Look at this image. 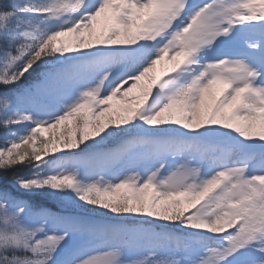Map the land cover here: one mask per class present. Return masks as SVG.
I'll list each match as a JSON object with an SVG mask.
<instances>
[{"label":"snow or ice","instance_id":"1","mask_svg":"<svg viewBox=\"0 0 264 264\" xmlns=\"http://www.w3.org/2000/svg\"><path fill=\"white\" fill-rule=\"evenodd\" d=\"M0 129V264H264V0H0Z\"/></svg>","mask_w":264,"mask_h":264},{"label":"trees","instance_id":"2","mask_svg":"<svg viewBox=\"0 0 264 264\" xmlns=\"http://www.w3.org/2000/svg\"><path fill=\"white\" fill-rule=\"evenodd\" d=\"M32 79V77H28V79L24 80L20 85H18L19 87H23L24 85H27L29 83V81ZM57 135L59 134V129L55 130ZM4 133H3V129H0V136H2ZM45 135H49V133H45ZM37 203H40V204H43L45 205L46 207L52 209V210H55L58 205H57V202L53 199H44V198H41L39 199L38 201H36Z\"/></svg>","mask_w":264,"mask_h":264},{"label":"rangeland","instance_id":"3","mask_svg":"<svg viewBox=\"0 0 264 264\" xmlns=\"http://www.w3.org/2000/svg\"><path fill=\"white\" fill-rule=\"evenodd\" d=\"M161 71H162V67H161V65H157L154 74H155L156 76H160V75H161Z\"/></svg>","mask_w":264,"mask_h":264}]
</instances>
